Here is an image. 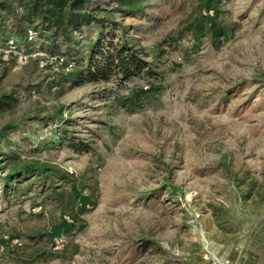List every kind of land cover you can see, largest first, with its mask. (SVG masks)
Here are the masks:
<instances>
[{
	"label": "rangeland",
	"instance_id": "374dc122",
	"mask_svg": "<svg viewBox=\"0 0 264 264\" xmlns=\"http://www.w3.org/2000/svg\"><path fill=\"white\" fill-rule=\"evenodd\" d=\"M85 1L147 50L162 49L149 55L160 74L71 83L98 33L92 24L73 51L74 41L49 45L36 34L26 53L0 39V126L63 105L90 144L50 141V118L34 153L26 125L12 131L11 149L72 174L73 208L85 209H65L29 181L16 199L0 192V264H232L247 250L264 264V0H220L226 33L218 42L205 33L196 47L187 27L211 0ZM149 86L158 90L132 100Z\"/></svg>",
	"mask_w": 264,
	"mask_h": 264
},
{
	"label": "trees",
	"instance_id": "16d2710c",
	"mask_svg": "<svg viewBox=\"0 0 264 264\" xmlns=\"http://www.w3.org/2000/svg\"><path fill=\"white\" fill-rule=\"evenodd\" d=\"M120 1L124 5L132 3V0ZM219 1L211 0V5L208 7L210 12L202 15L197 21L190 22L187 29L192 46L196 47L200 36L205 33H209L211 40L217 42L226 33L228 26L218 19L216 13ZM84 24H92L98 29V33L94 39H88L87 52L84 53V64L71 71L68 78L71 83L108 82L115 79L116 83L123 84L138 74L148 78L159 76L160 72L154 61L156 57L152 56V58L154 57L153 61L149 57L151 52L156 53L159 48L147 50L138 42L136 37L130 36L125 24L118 25L111 16L91 11L85 0H0V39L2 46L6 45L7 40L12 39L15 48L22 47L25 53L27 51L23 46L24 43L33 42V37L28 36L29 30L37 35L36 38L49 45H60L61 42L74 41L72 45L68 46V50L73 51L78 45L74 40V35H81L86 31L83 29ZM180 38L181 36L170 37L167 43ZM48 48L50 47L48 46ZM162 51V49L159 50L158 54L160 55ZM148 90L158 89L154 86L140 87L132 96V100L133 98L138 99ZM62 108L63 105H59L54 112L47 115L39 113L25 115L21 119L10 120L0 126V192L4 196L12 195L11 197L16 199L19 190L24 187V182L29 181L30 184L41 185L42 190L50 188L48 194L54 197L65 209H77L78 211L85 209V204H79L73 208V205L78 203V196L65 186L73 181L72 174H68L66 170L55 164L39 159H26L27 157L21 156L20 152L9 147L11 142L13 143L12 131L26 125L25 127L29 131L25 138L34 137L33 139L36 141L35 148L30 152H36L41 142L36 130L42 127L44 119L50 118L53 125L48 129L49 131L47 130L48 134L45 133L46 138L52 142L67 140L68 144L75 150L84 149L88 151L90 144L84 138L74 135V130L70 129L69 126L72 121L71 117ZM2 141H6L5 145L1 144ZM231 179L237 180L238 175H232ZM56 181L58 183H55ZM254 183L255 181H251L250 189L246 193L247 196L252 194L250 191L253 189ZM170 188L173 192L175 186L170 183Z\"/></svg>",
	"mask_w": 264,
	"mask_h": 264
},
{
	"label": "crops",
	"instance_id": "0c3cea01",
	"mask_svg": "<svg viewBox=\"0 0 264 264\" xmlns=\"http://www.w3.org/2000/svg\"><path fill=\"white\" fill-rule=\"evenodd\" d=\"M233 261H232V264H257V256L255 253L247 250L243 261H241V258L239 261H234V262Z\"/></svg>",
	"mask_w": 264,
	"mask_h": 264
},
{
	"label": "built area",
	"instance_id": "2783aa9c",
	"mask_svg": "<svg viewBox=\"0 0 264 264\" xmlns=\"http://www.w3.org/2000/svg\"><path fill=\"white\" fill-rule=\"evenodd\" d=\"M32 34H34V32H33L32 30H29V31H28V36L31 37ZM11 44H12L11 47H14V46H15V45H14V41H13L12 39H11ZM9 50H10V54H11V53H12V54H18V55H17V56H18L17 58H18L19 61H23L22 59H24V60L26 59V55H27V54H24V55H23V53H22V54H21V53H17L15 50L8 49V51H9Z\"/></svg>",
	"mask_w": 264,
	"mask_h": 264
}]
</instances>
